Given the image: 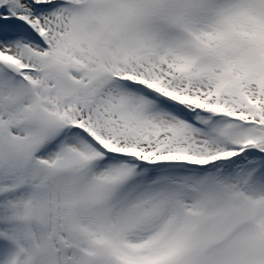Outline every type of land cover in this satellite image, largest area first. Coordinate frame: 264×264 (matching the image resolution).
<instances>
[{"label": "snow or ice", "instance_id": "6c2138e0", "mask_svg": "<svg viewBox=\"0 0 264 264\" xmlns=\"http://www.w3.org/2000/svg\"><path fill=\"white\" fill-rule=\"evenodd\" d=\"M0 264H264V0H0Z\"/></svg>", "mask_w": 264, "mask_h": 264}]
</instances>
